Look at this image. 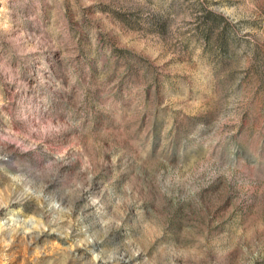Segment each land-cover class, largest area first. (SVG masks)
<instances>
[{
    "label": "rangeland",
    "instance_id": "rangeland-1",
    "mask_svg": "<svg viewBox=\"0 0 264 264\" xmlns=\"http://www.w3.org/2000/svg\"><path fill=\"white\" fill-rule=\"evenodd\" d=\"M0 264H264V0H0Z\"/></svg>",
    "mask_w": 264,
    "mask_h": 264
}]
</instances>
